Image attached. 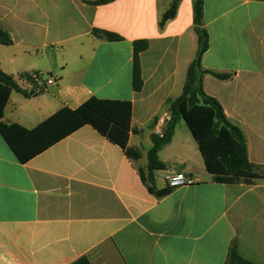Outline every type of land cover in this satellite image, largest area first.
I'll list each match as a JSON object with an SVG mask.
<instances>
[{
	"label": "crops",
	"instance_id": "1",
	"mask_svg": "<svg viewBox=\"0 0 264 264\" xmlns=\"http://www.w3.org/2000/svg\"><path fill=\"white\" fill-rule=\"evenodd\" d=\"M174 1L0 0V29L13 40L0 44V71L25 92L11 93L5 124L33 130L91 98L132 104L125 150L86 125L20 163L0 134V264H226L234 240L264 264V0H204L202 65L232 74L206 76L204 89L242 129L258 175L231 181L207 172L184 121L159 154L166 169L149 177L152 136L163 135L198 51L193 0L160 26ZM138 40L149 47L137 93ZM179 172L196 183L169 188Z\"/></svg>",
	"mask_w": 264,
	"mask_h": 264
},
{
	"label": "trees",
	"instance_id": "2",
	"mask_svg": "<svg viewBox=\"0 0 264 264\" xmlns=\"http://www.w3.org/2000/svg\"><path fill=\"white\" fill-rule=\"evenodd\" d=\"M106 3L105 1L99 4ZM180 0H175L163 14L161 27L176 17ZM194 24L198 35V51L190 65L182 94L170 105V120L162 136L153 135V146L147 155V169L153 180L154 172L165 170L160 160V152L169 145L180 121H184L204 160L209 174L221 181L240 178H255L256 166L249 160L248 145L242 129L226 115L222 104L208 95L204 89V79L210 75L222 81L230 80L232 74H222L204 69L202 60L209 49V34L204 27V0H193ZM93 35L107 42H119L118 34L95 29ZM12 37L0 29V44L11 45ZM149 47L147 40L133 43L132 89L141 92L144 86L140 56ZM31 80L30 75H25ZM13 91L25 92L13 76L0 71V134L20 163H27L48 148L72 134L79 128L91 125L111 142L127 148L132 121V104L127 101H110L91 98L78 109L61 110L33 130L3 122L4 111ZM226 264H252L238 251L234 240L230 246Z\"/></svg>",
	"mask_w": 264,
	"mask_h": 264
},
{
	"label": "built area",
	"instance_id": "3",
	"mask_svg": "<svg viewBox=\"0 0 264 264\" xmlns=\"http://www.w3.org/2000/svg\"><path fill=\"white\" fill-rule=\"evenodd\" d=\"M40 78L41 76L39 74L31 75V79L34 81H39ZM47 83L53 84V81L49 80ZM165 179H166V182L169 188L171 189L188 187L196 183V181L190 175H187L182 172L175 173V174H168Z\"/></svg>",
	"mask_w": 264,
	"mask_h": 264
}]
</instances>
